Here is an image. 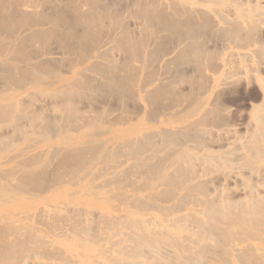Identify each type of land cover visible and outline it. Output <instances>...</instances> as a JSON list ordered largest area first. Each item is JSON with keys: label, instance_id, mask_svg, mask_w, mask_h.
<instances>
[{"label": "bare ground", "instance_id": "bare-ground-1", "mask_svg": "<svg viewBox=\"0 0 264 264\" xmlns=\"http://www.w3.org/2000/svg\"><path fill=\"white\" fill-rule=\"evenodd\" d=\"M144 1L0 0V264H264V0Z\"/></svg>", "mask_w": 264, "mask_h": 264}, {"label": "rangeland", "instance_id": "rangeland-1", "mask_svg": "<svg viewBox=\"0 0 264 264\" xmlns=\"http://www.w3.org/2000/svg\"><path fill=\"white\" fill-rule=\"evenodd\" d=\"M38 1V3H41V4H44L45 6L44 7H42V6H39V9L37 10V13H40L41 14V12H42V16H41V18H43L42 20H44V17L46 16H44V14L45 13H47V12H50L51 10V13H52V15H51V13H48L47 14V16L45 17V22H43V21H40V15L39 14H36V15H34V16H36V17H38L39 18V21H40V24L38 25L37 24V22H34V21H36V20H34V17L33 16H31L30 18L32 19L31 21H29V22H32L33 20V22L36 24V26L38 25L39 27H41V24H45V23H47V20H48V18H50V17H54V10H53V6L49 3V2H47V1H42V0H37ZM89 1V0H88ZM114 1V2H113ZM131 1L132 2H139L140 3V1H138V0H109V4L110 5H113L112 4V2L114 3V5H118V7H116V6H113L116 10H118L117 8H119V10L118 11H120L121 9V7L123 8V10H126L127 9V7H128V5H131L132 3H131ZM143 1V4H141V5H144L146 2L144 1V0H142ZM151 1V0H150ZM43 2H45V3H43ZM47 2V3H46ZM117 3V4H116ZM128 3V4H127ZM47 4V5H46ZM119 4H120V7H119ZM39 5V4H38ZM49 5V6H48ZM52 6V7H51ZM40 7H42L43 9L42 10H45L44 12L43 11H41V12H39L40 11ZM49 8L50 10L49 11H47L46 12V10ZM52 8V9H51ZM70 11V12H69ZM68 12V16H69V18H71V16L73 17V13H72V11L71 10H68L67 11ZM36 13V12H35ZM48 15H49V17H48ZM55 16H57V13H56V15ZM38 18H37V20H38ZM47 18V19H46ZM36 19V18H35ZM72 19V18H71ZM21 22V21H20ZM33 22H32V24H33ZM43 22V23H42ZM133 23H134V21H133ZM159 23H161V22H159ZM18 24H23L24 25V23H18ZM17 24V25H18ZM157 24V23H156ZM155 24V25H156ZM19 25V26H20ZM160 24H158L157 25V29L158 28H161L162 27V25H163V23H161V25L159 26ZM18 26H16V28H17ZM21 27H24V26H22L21 25ZM4 28V29H3ZM3 28H0V32H1V30H2V32H1V34H0V37H1V35H2V37L1 38H3V35H4V37L7 35H5V32L7 33V31H5V30H7V28H8V26H6V27H3ZM6 28V29H5ZM19 29H20V27H18ZM3 30L5 31L4 32V34H2L3 33ZM165 34V33H164ZM164 34H162V35H160V39L159 40H161V39H163L162 40V42H163V44L165 43L164 41H166V40H169V41H167V43H169V44H171L170 42H172L171 40H173V42L175 41V38H176V36H174V35H164ZM174 36V37H173ZM174 38V39H173ZM159 40H157V43H155L156 45H161L162 44V42H160ZM54 41V42H53ZM51 42H52V44L51 45H53V47H56V46H58L57 44H56V42H55V40L53 39V40H51ZM50 42V43H51ZM160 42V43H159ZM172 42V43H173ZM55 44V45H54ZM154 44V47H152L153 49L156 47V50H157V52H159L160 53V51L162 50V49H164L163 47H162V49H161V46L159 47L160 48V51H158L159 50V48L156 46ZM166 44V43H165ZM165 44H164V46H165ZM174 44V43H173ZM173 44H171V46L173 45ZM166 45H168V44H166ZM170 46V47H171ZM29 48V50H32L33 48H36V47H28ZM57 48V50H58V47H56ZM158 48V49H157ZM170 49L169 48V45L168 46H166V48H165V50L166 49ZM167 49V50H168ZM33 50H36V49H33ZM56 50V51H57ZM57 55V54H56ZM55 56V55H54ZM63 56V55H62ZM66 64V63H65ZM65 64H63V65H61V67H59V68H62L63 70H66L67 69V65H65ZM66 67H65V66ZM64 66V67H63ZM3 83V82H2ZM2 83H0V84H2ZM79 87V86H78ZM77 87V88H78ZM81 87V86H80ZM80 87L77 89V91L80 89ZM82 89H80L79 90V92H77L76 93V95H78V93L79 94H81V90L83 91V94H81L82 96H80V95H78L77 96V100H79V99H81L82 100V105H83V103L86 105L87 103H92V105L94 106H97V108H100V109H106L107 111H109L108 113L110 114H112V116L114 117V116H121L122 114L124 115H127V116H129V115H131V114H135V113H137L139 110H140V106L138 107V105L137 104H135V103H133L132 101H130V102H132V103H127V102H125V103H127L128 104V106H130L129 108H126V105L127 104H125V106L121 103V101L118 99L119 98V96H118V94L117 93H114V95L116 94V96H111V97H102L100 94H95V95H91L90 93H88L87 91H86V89L84 88V85L81 87ZM85 90H84V89ZM87 92V94H84V92ZM91 96H93L94 98H91L90 97V95ZM86 95V97L84 98V96ZM227 97H226V95H225V97L223 98V102L226 104V105H230V108H232V110L234 111V119H236V121H238V122H242L243 121V119H245V117H246V114H247V111H248V109L250 108V105H251V103L253 102V101H257V100H260V99H258L259 98V96H260V90H259V88H258V86L256 85V84H251V85H249V86H247L246 84L244 85H240L239 87H237L235 90H234V92H230V93H227ZM98 96H100V97H98ZM26 98H27V96H25ZM24 97V101L25 102H29V100H30V98L28 97L27 99ZM42 97H44L43 95L41 96H39L38 98H35V99H39V100H41L42 99ZM82 97V98H81ZM116 97V98H115ZM118 97V98H117ZM97 98V99H96ZM109 98V99H108ZM111 98V99H110ZM49 99V98H48ZM48 99H46V101H47V103L50 101V99L48 100ZM85 99V100H84ZM39 100L37 101L38 102V104H37V107L39 106L40 107V105H39ZM92 100V101H91ZM94 100H95V102H94ZM118 100H119V102H118ZM94 102V103H93ZM98 102V103H97ZM109 102V103H108ZM101 103V104H100ZM99 104V105H98ZM129 104H131V105H129ZM121 105V106H120ZM137 105V106H136ZM98 106H100V107H98ZM103 106V107H102ZM127 106V107H128ZM38 107V108H39ZM125 107V108H124ZM120 109V110H119ZM137 109V110H136ZM132 112H134V113H132ZM107 113V114H108ZM131 113V114H130ZM58 116L60 115V114H57ZM121 116V117H124V116ZM53 116V115H52ZM124 118H126V116L124 117ZM30 122H28L27 123V125L29 124ZM29 125H32V127L34 126L33 124H29ZM28 125V126H29ZM30 127V126H29ZM31 127V128H32ZM31 128L29 129L28 127H26V129L27 130H31ZM33 129V128H32ZM5 134V133H4ZM6 134H8V133H6ZM11 134V133H10ZM17 136V135H16ZM16 136H15V134H14V138H16ZM18 137V136H17ZM34 225H37L35 222H34ZM2 227V226H1ZM3 228V227H2ZM1 228V229H2Z\"/></svg>", "mask_w": 264, "mask_h": 264}]
</instances>
